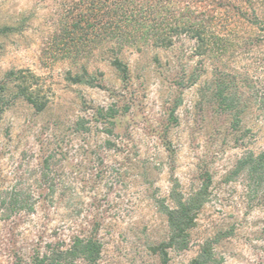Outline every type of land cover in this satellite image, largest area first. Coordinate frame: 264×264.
I'll return each mask as SVG.
<instances>
[{
  "label": "rangeland",
  "instance_id": "obj_1",
  "mask_svg": "<svg viewBox=\"0 0 264 264\" xmlns=\"http://www.w3.org/2000/svg\"><path fill=\"white\" fill-rule=\"evenodd\" d=\"M154 1L158 13L142 1L123 6L142 9L139 25L95 0H0V97L14 92V71L46 101L37 112L18 97L0 111V201L20 191L37 203L16 221L0 202V264H9L8 229L18 222L33 238L46 221L42 197L48 228L62 234L100 217L98 264H161L150 247L171 235L164 208L196 195L168 264H190L208 247L217 264H264V185L254 191L245 171L234 173L240 156L264 151V27L202 0L190 8L212 16L207 32L224 49L200 54L186 32L164 46L147 24L192 15L185 0ZM83 70V82L67 79ZM220 81L241 98L238 127L221 110Z\"/></svg>",
  "mask_w": 264,
  "mask_h": 264
},
{
  "label": "trees",
  "instance_id": "obj_2",
  "mask_svg": "<svg viewBox=\"0 0 264 264\" xmlns=\"http://www.w3.org/2000/svg\"><path fill=\"white\" fill-rule=\"evenodd\" d=\"M97 5L101 3H107L109 5V12L113 13V17L122 18L123 20H134L137 24L141 19L137 14L142 12V9H135L123 6L135 4L142 1L146 9H152L158 13L161 9L153 0H95ZM202 0H185L187 12L192 15V18H187L184 14L175 20L174 26H168V22L164 23V26L160 27L162 20L153 19L147 24L151 28L150 34H147V29L144 34L151 35L154 40L161 45H169L172 41V32L189 33L197 42L198 53H203L206 50L217 49L223 50L225 42L221 36L213 35L212 32H207V26H209L212 16L199 17L195 14V10L190 8L192 4ZM204 1V0H203ZM214 7L223 8L226 12L233 11L234 15L239 17L250 16L253 21H256L264 27V0H208ZM90 6L94 5V0H90ZM106 4V5H107ZM169 5V3H167ZM165 6V5H164ZM93 7V6H92ZM91 7V8H92ZM166 7V6H165ZM167 9V8H166ZM247 11V12H246ZM112 15V14H111ZM228 15V14H226ZM229 16H225V19ZM133 22V23H134ZM89 26V25H88ZM67 28H64V33L67 32ZM168 30V31H167ZM68 33H71L68 31ZM65 33V34H68ZM74 33V31H73ZM111 35L115 36V31L111 30ZM65 36L64 34H62ZM120 36V35H119ZM133 36V35H132ZM118 37V36H117ZM112 65L121 73L123 78L127 77L126 65L117 57L111 60ZM86 70L83 73H70L67 72V79L72 83L83 82V75L86 74ZM9 76H13L17 82L14 84V92L11 93L9 98L4 96L0 97V111L4 110L8 105L10 99L21 97L28 102L35 111H42L46 106V101L43 100L36 90L30 88V83H27L25 76L15 74L14 71L8 72ZM34 77L33 74H30ZM193 80L190 82L192 83ZM4 88V85L1 86ZM229 90V84L224 81L219 82V87L216 90L218 101L221 105V110L227 113H232L231 124L234 127H238L240 121L241 98L235 93H231ZM264 103V100H262ZM245 171L249 178V184L252 183L254 191L259 186L264 185V151L254 153L253 151L247 152L240 156L235 162L234 173ZM51 191H53L51 189ZM1 205L6 206V209L13 213L12 216L19 220L18 217L22 216V211L26 214L34 213L37 207V203L31 199V197L25 196L24 193L18 191L13 192L8 200L3 198ZM41 211L46 215L43 218V224L36 223L37 230H35L34 237H27L25 234H19L15 228L18 227L17 223L13 227L8 229V239L6 242L7 258L9 264H98L102 243L98 238V230L101 225L100 217L93 215L92 222L88 224V228L83 231H72L69 234H62L57 229L51 230L48 228V212L47 207L50 202L46 198L42 197L39 200ZM52 202V201H51ZM201 200L198 196L187 197L186 202L178 200L174 207H165L164 212L167 216V222L171 227V235L167 242H161L157 245L151 246L152 252H157L160 257L161 264H168L167 251L168 246L173 245L179 240V237L185 236L184 230L189 228L192 224L195 212ZM18 219V220H17ZM48 219V220H47ZM15 229V230H14ZM5 245V244H4ZM190 264H217L213 257L211 248H202L199 254L193 258Z\"/></svg>",
  "mask_w": 264,
  "mask_h": 264
}]
</instances>
